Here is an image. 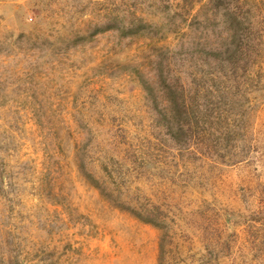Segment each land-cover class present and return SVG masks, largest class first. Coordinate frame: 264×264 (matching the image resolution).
<instances>
[{"label": "rangeland", "instance_id": "rangeland-1", "mask_svg": "<svg viewBox=\"0 0 264 264\" xmlns=\"http://www.w3.org/2000/svg\"><path fill=\"white\" fill-rule=\"evenodd\" d=\"M0 264H264V0H0Z\"/></svg>", "mask_w": 264, "mask_h": 264}, {"label": "trees", "instance_id": "trees-1", "mask_svg": "<svg viewBox=\"0 0 264 264\" xmlns=\"http://www.w3.org/2000/svg\"><path fill=\"white\" fill-rule=\"evenodd\" d=\"M209 2L211 3V2H213V0H209Z\"/></svg>", "mask_w": 264, "mask_h": 264}]
</instances>
